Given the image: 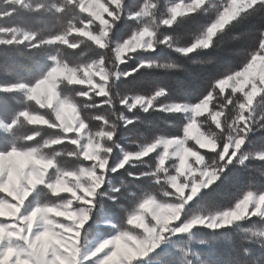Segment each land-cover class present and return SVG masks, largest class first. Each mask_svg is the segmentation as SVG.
<instances>
[{"label": "snow or ice", "instance_id": "6c2138e0", "mask_svg": "<svg viewBox=\"0 0 264 264\" xmlns=\"http://www.w3.org/2000/svg\"><path fill=\"white\" fill-rule=\"evenodd\" d=\"M0 57V264H264V0H0Z\"/></svg>", "mask_w": 264, "mask_h": 264}, {"label": "trees", "instance_id": "16d2710c", "mask_svg": "<svg viewBox=\"0 0 264 264\" xmlns=\"http://www.w3.org/2000/svg\"><path fill=\"white\" fill-rule=\"evenodd\" d=\"M17 23H24L27 26H31V27H38V28H45V29H51L54 25H55V21L52 20L51 18H31V17H25L23 19H17L16 21ZM201 22H204L203 20ZM190 26H185L182 27L180 29H178V31L180 32V34L184 37V39L186 40L188 38V31H189ZM85 51L87 52L88 56L92 55V51L85 49ZM237 51H239V49H237ZM160 54H162L163 58L169 61H174L177 63H189L188 60H184L181 59L179 57H177L174 53H169L166 50H161ZM155 55V54H154ZM223 52H217L215 54H213L210 57H199L198 59H216L219 56H222ZM39 59V57H38ZM22 62V58H18L17 63H21ZM3 63V58L0 57V64ZM9 67L15 68L17 67V64L14 63H9L8 65ZM42 66V62H36V63H27V62H23V75H25L27 78L31 79V77L33 75H35V73L39 70V68ZM191 69L194 72H202L204 71V69L200 66V65H191ZM181 75H186L184 73H181ZM10 77L6 76L2 71H0V81H4L9 79ZM144 80H157L158 82H167L169 84L174 83V81L169 80L167 77H164L163 75H157V76H146L144 78H142ZM137 90L139 91H146L147 87L145 85H138L137 86ZM178 96H183V93H178ZM151 119H153L154 121H156L157 123L160 124V128L157 129V131H166V132H176L178 131V126H179V122L178 121H168L171 119V117H166L164 116L162 113L161 114H156L152 117H150ZM166 121H168L166 123ZM45 135H47V133H45ZM259 140V138H258ZM246 186V181H240L237 183V185L234 188H230L227 191V194L224 196H213L209 198V202L212 204V206H216V207H223L226 206L232 199V197L234 195H236L238 192H240L244 187ZM256 186L259 187L260 186V182L257 181L256 182ZM221 241V245H220V251H226L228 248V238L227 237H220L218 238Z\"/></svg>", "mask_w": 264, "mask_h": 264}]
</instances>
